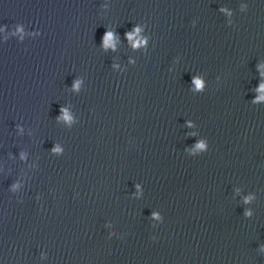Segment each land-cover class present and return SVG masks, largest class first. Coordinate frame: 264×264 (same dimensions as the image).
<instances>
[{
  "label": "water",
  "instance_id": "obj_1",
  "mask_svg": "<svg viewBox=\"0 0 264 264\" xmlns=\"http://www.w3.org/2000/svg\"><path fill=\"white\" fill-rule=\"evenodd\" d=\"M0 264H264V0H88L0 112Z\"/></svg>",
  "mask_w": 264,
  "mask_h": 264
}]
</instances>
